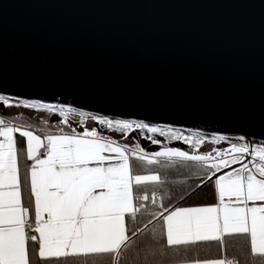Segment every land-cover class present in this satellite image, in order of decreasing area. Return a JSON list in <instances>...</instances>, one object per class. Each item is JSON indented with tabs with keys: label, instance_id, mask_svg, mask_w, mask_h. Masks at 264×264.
Segmentation results:
<instances>
[{
	"label": "snow or ice",
	"instance_id": "6c2138e0",
	"mask_svg": "<svg viewBox=\"0 0 264 264\" xmlns=\"http://www.w3.org/2000/svg\"><path fill=\"white\" fill-rule=\"evenodd\" d=\"M21 88L0 84V109L39 127L0 114V264H264V118L209 133L67 88L4 94Z\"/></svg>",
	"mask_w": 264,
	"mask_h": 264
},
{
	"label": "water",
	"instance_id": "95a60500",
	"mask_svg": "<svg viewBox=\"0 0 264 264\" xmlns=\"http://www.w3.org/2000/svg\"><path fill=\"white\" fill-rule=\"evenodd\" d=\"M223 128L264 118V0H0V84ZM3 89H0V93ZM71 100V97H69ZM99 111L101 104H74Z\"/></svg>",
	"mask_w": 264,
	"mask_h": 264
},
{
	"label": "trees",
	"instance_id": "16d2710c",
	"mask_svg": "<svg viewBox=\"0 0 264 264\" xmlns=\"http://www.w3.org/2000/svg\"><path fill=\"white\" fill-rule=\"evenodd\" d=\"M17 112H23L24 115L22 117V119L28 123H32L34 124L35 126L39 127V124H38V120L37 119H33V113L29 112L28 110H25V109H15V108H12V109H7V110H2L0 109V114H6V118L12 116V115H15ZM47 114H44V117H46ZM75 119H78V118H75ZM89 125L91 126V122H89ZM207 189L204 190V193H200L198 196H194L192 198L191 201H188L189 203H192L193 201H196V202H200L204 199V195L205 193H207Z\"/></svg>",
	"mask_w": 264,
	"mask_h": 264
},
{
	"label": "crops",
	"instance_id": "0c3cea01",
	"mask_svg": "<svg viewBox=\"0 0 264 264\" xmlns=\"http://www.w3.org/2000/svg\"><path fill=\"white\" fill-rule=\"evenodd\" d=\"M18 135V134H17Z\"/></svg>",
	"mask_w": 264,
	"mask_h": 264
}]
</instances>
